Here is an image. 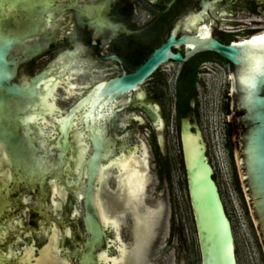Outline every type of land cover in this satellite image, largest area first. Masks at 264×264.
Listing matches in <instances>:
<instances>
[{
	"label": "water",
	"instance_id": "95a60500",
	"mask_svg": "<svg viewBox=\"0 0 264 264\" xmlns=\"http://www.w3.org/2000/svg\"><path fill=\"white\" fill-rule=\"evenodd\" d=\"M188 19L187 26H190L197 24L203 18L197 13ZM199 31L204 36L185 34L176 38L172 32L133 72H123L121 75L111 77L101 86H96L65 118L61 117L62 107L57 97L59 87L65 90L63 98L73 93V98L79 99L74 93L82 91L76 90L75 87L89 84L87 80L82 83L77 81V78L84 73L82 68H74L78 63L72 59V70L68 74L64 73L65 66L51 68L50 71L48 69L45 75L39 74L37 77L40 80L36 88L38 96L26 105L28 110L23 108V111H27L23 120L20 119L27 127L26 134L17 129L18 123L15 118L9 121L8 112L14 108L10 107L7 99L16 94L26 95L33 89L29 90V87L23 88L16 83H10L9 80L15 73L14 58L6 59L10 43H0V145H2L0 147V242L14 239L8 243L4 252H1L0 247V264H7L5 261L10 260L15 254L13 244L18 243L22 235L21 230H24L23 221L18 218L17 212L22 211L25 214V221H28L27 208L32 212L31 224L37 227L39 235L48 236L49 241L36 257L32 245L25 247L21 256L24 264L68 262L66 256L61 254L63 240L71 236L74 241L80 243L81 235L77 224L66 226L64 219L68 215L79 214L75 200L82 201L81 197L85 206L83 223L90 233V237L86 236L84 242V246L88 249L81 264L85 262L89 264L92 261L91 250L95 243L99 246V253L94 264H150L147 258L148 248L154 235L161 237L154 248L156 252L153 264H159L160 261H164V264H178L180 253L175 248L179 244L166 250L173 220L172 181L158 200L162 188V176L157 165V153L152 145L154 141L148 128L131 124L127 136L128 142H136V134L141 137L140 140L127 150H123L120 156L112 158L106 166L99 165L97 171L96 163L101 153L99 141L92 140L94 151L87 159V170L85 159L89 151V140L86 134L91 135L92 131L99 129L98 133L101 135L104 132L106 119H110L115 113L114 108L117 103L112 101L110 105L105 106L101 95H107L108 100L113 99L120 93L135 89L161 62L168 59L185 62L195 53L211 50L227 60L233 69L229 75L228 94L231 99L227 120L233 128L230 140L234 149V166L242 197L245 199L250 220L264 255V33L223 43L209 34L208 24L200 27ZM74 33L75 30L72 29L71 36L75 37ZM179 43L192 45L185 55L172 50V46ZM120 54L127 61L124 53L120 52ZM110 57L117 59L115 55ZM48 58L49 55L39 60L33 70L23 72H37ZM81 79H87L86 74ZM151 86L155 93L162 97L165 112L168 113L170 108L162 91L152 84ZM143 94L144 91L138 92L139 96ZM129 99L130 97L122 100L121 103ZM144 109L151 121L155 125L160 124L162 130L163 122L158 107L154 111H150L147 107ZM195 109L198 111L204 136L194 119L190 121L188 117L184 118L181 120L179 147L200 251V264H241L226 182L220 171L206 122L200 109ZM139 118L143 121V118ZM168 122L166 144L171 150L172 117ZM11 125L16 129L12 131L2 129L3 126ZM63 135L66 143L61 145ZM25 137L28 144L37 150L44 149L48 139H54L62 149L59 157L62 166L56 164L49 166L52 171L49 172L48 181L42 179L47 186L42 184L37 191L36 201L39 204L36 207L24 192L31 193L35 190L36 186L32 183L37 181L38 177L41 178V175L44 177L45 174L40 172L48 167L16 164L15 161L19 159L25 162L26 159L32 158L31 152L27 151L25 146ZM158 142L159 147L164 151L163 134L158 137ZM69 144L72 146L69 156V159L72 158V163L69 162L66 167L68 148L65 147ZM122 145L125 146L124 143ZM66 169H69L68 173H62ZM71 173L79 175L77 183L80 188L86 177L83 194L82 189L81 191L76 189L75 193L72 191V188L77 187V183L65 178V175L68 177ZM57 176H60V181L57 180ZM68 181L71 183L67 187ZM57 195L61 197L60 200H57ZM12 204L16 209L7 212L9 207L13 208ZM47 206L53 207V213L50 210L48 213ZM61 207L64 216L58 219L55 217L56 209ZM10 213H12L11 217L7 218L6 214L9 216ZM97 214L102 225L115 233L112 242L116 245L117 252L114 255L109 253L107 243L102 242L103 229ZM41 216L46 217V220ZM74 219L77 222L80 220L78 215ZM25 232L29 236L24 239L34 238L30 227H26ZM44 239L42 237L41 241ZM70 244V238H66L65 246ZM71 264L75 262L72 261Z\"/></svg>",
	"mask_w": 264,
	"mask_h": 264
},
{
	"label": "flooded vegetation",
	"instance_id": "af4514ba",
	"mask_svg": "<svg viewBox=\"0 0 264 264\" xmlns=\"http://www.w3.org/2000/svg\"><path fill=\"white\" fill-rule=\"evenodd\" d=\"M240 12L248 13L253 17L237 18L236 14ZM197 13H200L203 19L195 25L187 26L188 18ZM262 15H264V0H0V43H10L8 47L9 54L6 59L13 57V65L15 66L14 76L9 81L23 88L29 87V90L33 89L26 95L16 94L8 97L7 100L10 102V107L14 108V110L8 112L9 121L15 118L18 123L17 129L26 134L27 127L23 125L24 123L20 119L24 117L25 112L28 110L26 105L38 96L36 88L40 78L37 76L41 73L45 75L48 69L50 71L51 68L65 66L66 70L64 73L68 74L72 70V59H75L78 64H75L74 68H82L84 72L77 78V81L81 83L86 80L89 81L88 85L75 87L76 90L81 89L82 91L81 93L77 91L74 93L79 99L73 98V93L71 96L63 98L65 90L59 87L57 97L62 107L61 117L65 118L96 86H101L102 83L108 81L111 77L121 75L123 72H133L172 32H174L176 38L185 36V34L202 37L204 35L199 31V28L204 24H208L210 26V35L220 42L229 43L252 34L262 33L264 31V16ZM72 29L75 30V37L71 36ZM145 34L148 35L146 36ZM117 42H120L129 51L137 52L138 55L134 64H129L120 54L114 45ZM191 46L188 43L174 44L172 50L174 52L179 51L182 55H185ZM76 49L77 51H75ZM47 55H49V58L37 72H23L33 70L39 60L46 58ZM110 55H115L117 59L111 58ZM211 63L214 66L222 67L224 72L228 71L220 107L225 115V135H231L233 128L227 120L231 99L228 94L229 75L233 70L231 64L212 50L195 53L185 62L168 59L161 62L154 72L140 82L135 89L120 93L110 100H108L107 95L100 96L105 106L110 105L112 101H115L117 106L114 108L115 113L110 119H106L104 132L101 135L98 133L99 129L92 131L91 135L86 134V138L89 140V151L85 159L87 170V159L94 151L93 139L99 141L101 149L100 158L96 163V171L99 165L106 166L112 158L120 156L123 150H127L128 147H132L140 140L141 137L136 134L137 141L128 142L127 136L131 124L149 128V133L152 134L151 137L154 140L152 145L157 154L162 152L158 142L159 134L162 132L165 146L167 127L169 126L168 121L171 117L175 121L178 144L181 120L187 117L190 121L194 119L197 122L204 136V130L195 106L198 104V88L205 86V76L207 74L210 75L213 70V66L212 68L209 66ZM161 69L174 74L172 104L168 113L165 112L162 97L155 93L151 86V84H159L155 75ZM84 74H86L87 79L83 80L81 77ZM141 91H144L143 96L138 95V92ZM128 97H130L128 101L121 103L122 100H126ZM144 107H147L150 111H154L158 107L161 121L163 122L162 130L160 129V124L155 125L151 121ZM23 108L27 110L23 111ZM139 117L143 118V121ZM2 129L12 131L16 128L11 125L10 127L3 126ZM47 141L44 149L37 150L28 144L25 137V146L27 151L31 152L32 158L26 159V163L21 159L15 161L16 164L21 166L32 164L37 167H48L40 172L45 174V176L41 175V178L38 177V180L32 183V185L35 184L36 186L35 190L31 193L24 192L26 196L30 197V202H33L34 207L39 204L36 201L37 191L42 184L47 186L42 179L44 178V181H48L49 172L52 171L49 166L52 167L55 164L62 166L59 157L62 154L61 145L66 143L64 135L61 137L60 146L56 144L54 139H48ZM123 143L125 146L122 145ZM71 147L70 144L65 147L66 149L68 148L66 167L69 162L72 163V158L69 159ZM154 149L153 152L156 154ZM9 161L11 162L10 158ZM68 170L66 169L62 173L67 174ZM69 175L68 177L65 175V178H70L69 180H74L77 183L79 175L77 173ZM59 177H56L58 181H60ZM69 183L71 181L67 182V187ZM85 183L86 177L82 188L77 183V187L72 188V191L75 193L76 189L79 191L82 189L81 192L83 194ZM56 198H58L57 200L61 199L58 195ZM81 198L82 201L75 200L79 214L68 215L64 219L66 226L72 223L77 224L80 227L81 235L80 243L79 241H74L71 236L64 238L63 247L60 248L62 249L61 254L68 259L65 264H71L72 261L75 264H81V261L84 260V255L87 254L88 248L84 246V242L86 236L90 237V233L87 232L83 223L85 206L83 197ZM157 199L159 200L160 197ZM63 203L66 204L65 202ZM12 205L13 208L9 207L7 212H13L16 209V206ZM49 210L53 213V207L47 206L48 213ZM18 211L19 215L17 216L22 219L24 225L22 229L24 230H21L22 235L18 243L13 244L15 254L10 260L5 261L7 264H16V262H19L17 264H24L21 256L24 254L25 247L32 245L35 253L34 257H36L49 241L48 236L39 235L37 227L31 224L33 217L30 209H26L28 221H25V214L22 211L20 212V210ZM63 213L62 207L57 208L55 217L58 219L62 218L64 216ZM11 215L12 213L9 216L6 214V217L10 218ZM77 215L78 219H80L78 222L74 219ZM41 218L46 220L44 216H41ZM98 220L103 229L102 242L105 241L107 243L106 246H108L109 253L114 255L117 252L116 245L112 242L115 238V233L113 230L106 229L99 217ZM3 225L6 226L4 222ZM26 227L31 228V235L34 238L24 239V237L29 236L25 232ZM42 237L45 238L43 241H41ZM160 237L154 235L151 238L148 248L149 257H147L150 264L154 263L153 259L156 252L154 248ZM66 238L71 240L69 246H65ZM12 241L14 239L0 242L1 252H4L8 243ZM98 248L99 246L96 243L93 244V250H91L93 259L89 264H94L97 261ZM163 262L160 261L159 264H164Z\"/></svg>",
	"mask_w": 264,
	"mask_h": 264
},
{
	"label": "rangeland",
	"instance_id": "374dc122",
	"mask_svg": "<svg viewBox=\"0 0 264 264\" xmlns=\"http://www.w3.org/2000/svg\"><path fill=\"white\" fill-rule=\"evenodd\" d=\"M236 17L250 18L253 16L248 13H238ZM145 35L147 36L148 34ZM115 46L119 52L124 53L129 64L135 63L138 55L136 51H129L120 42H117ZM209 66L211 68L213 66V70L210 72V75L207 74L205 76V86L198 88V104L195 108L200 109L203 119L206 122L211 144L214 147L220 171L223 173L226 182L236 226L241 264H264L263 251L259 245L253 223L250 220L245 199L237 193L234 186V176L230 163L231 157L226 146L228 139L224 132L225 115L220 106L222 103V94L226 87V74L228 71L224 72L222 67L214 66L212 63ZM155 77L158 78L159 84L153 85L160 88L170 108L172 104L174 74L161 69ZM164 147L165 150L157 154V165L162 176V188L158 197H161L164 190L172 181L174 198L172 228L166 250L179 244L175 248L180 253V261L178 264H200V251L198 249L190 201L187 196L185 172H183L181 150L175 130V121H173L172 125V149L170 150L167 144ZM233 154L234 149L232 146V159L234 162Z\"/></svg>",
	"mask_w": 264,
	"mask_h": 264
},
{
	"label": "trees",
	"instance_id": "16d2710c",
	"mask_svg": "<svg viewBox=\"0 0 264 264\" xmlns=\"http://www.w3.org/2000/svg\"><path fill=\"white\" fill-rule=\"evenodd\" d=\"M230 134L227 135V139H228V143H226V146L228 148V152H229V155H230V163H231V167H232V171H233V176H234V186H235V189L237 191V193L242 196V193H241V188L239 186V180H238V177L236 175V171L234 170V162H233V159H232V146H231V142H230Z\"/></svg>",
	"mask_w": 264,
	"mask_h": 264
},
{
	"label": "bare ground",
	"instance_id": "6f19581e",
	"mask_svg": "<svg viewBox=\"0 0 264 264\" xmlns=\"http://www.w3.org/2000/svg\"><path fill=\"white\" fill-rule=\"evenodd\" d=\"M262 33H264V31H262ZM262 33H260V35H262ZM160 129H161V125H160ZM159 136H162V132L159 134Z\"/></svg>",
	"mask_w": 264,
	"mask_h": 264
},
{
	"label": "snow or ice",
	"instance_id": "6c2138e0",
	"mask_svg": "<svg viewBox=\"0 0 264 264\" xmlns=\"http://www.w3.org/2000/svg\"><path fill=\"white\" fill-rule=\"evenodd\" d=\"M0 147H2V145H0Z\"/></svg>",
	"mask_w": 264,
	"mask_h": 264
}]
</instances>
